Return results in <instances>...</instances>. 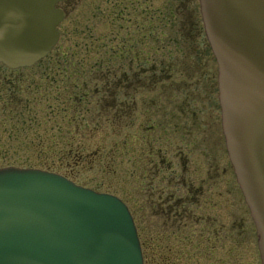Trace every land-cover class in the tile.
Wrapping results in <instances>:
<instances>
[{"label": "rangeland", "instance_id": "374dc122", "mask_svg": "<svg viewBox=\"0 0 264 264\" xmlns=\"http://www.w3.org/2000/svg\"><path fill=\"white\" fill-rule=\"evenodd\" d=\"M128 3H131V11L125 13ZM117 6L120 7L118 10ZM122 8L125 10L122 11ZM117 11L122 17L120 20ZM73 12L75 13L68 16L61 27L58 45H69L71 49L72 46L83 48L82 52L86 51L84 59L90 63L116 60L122 53L121 49H127L131 44V58L133 55L140 59L142 56H157L163 51L170 61H187L200 66L199 74L191 80L192 84L199 85L198 92L205 86L204 93L198 94L201 96L200 104H203L202 100L208 101V97H212L215 104V130L214 136L211 134L210 137L213 140L210 155L206 146L201 143L202 137L200 140L198 136L184 139L187 141L184 145L191 150L190 157L199 155V164H196L199 167V177L194 179L195 185L191 188L197 186L198 190L195 196H188L189 200L195 198L196 208L190 207L191 218L177 225L181 232L186 231L188 234L187 241H183L182 236L178 241L166 239L160 218H153L152 223H148L144 213L132 211L129 207H132L131 184L138 179L131 177V158L128 155L116 156V153H126L131 148V119L126 118L124 122L129 124V128L119 132L114 130L112 117L100 113L101 109L98 110L93 105L97 102V97L93 94V83H88L89 94L84 98V103L92 104L81 110L77 109L73 113L75 120L70 125L71 115L62 114L63 105L59 106L47 97V93L51 97L52 86L60 85L40 77L38 112L35 116L23 117L26 122L24 131L9 133L12 138H0L1 143L6 140L14 145H23L0 147V168L35 169L44 158L53 166L52 172L69 179L75 185L115 196L134 215L137 233L144 244L145 264H165V260L167 264H206L207 259L209 264H260L254 227L225 152L217 99V66L204 34L199 1L85 0ZM82 29L86 30L85 36L81 34ZM162 30L165 31V36L156 34ZM160 45H166V50H158ZM77 55H80L79 50ZM78 56L73 59L80 60ZM46 63L47 61L40 66L41 69L47 67ZM59 103L65 105L67 101ZM71 104L75 109L77 104L72 101ZM203 115L207 116L206 113ZM31 120H38V128L28 124ZM79 124L81 127L76 133V143L82 141L83 147L69 149L63 147L64 143L60 144L63 141L54 144V136L57 138L60 135V140H66L65 137L70 133L74 134V128ZM35 138L40 141V146L27 147L36 141ZM79 139L82 140L78 141ZM39 150H44L45 153L40 155ZM96 152L99 155H92ZM75 159H80V165L74 166ZM70 167L73 168L69 170ZM205 173H208L207 176ZM189 182L187 178L185 183ZM137 183H141V180ZM201 216H209V219ZM195 250L205 253V259H196ZM160 254L164 258L162 263Z\"/></svg>", "mask_w": 264, "mask_h": 264}, {"label": "water", "instance_id": "95a60500", "mask_svg": "<svg viewBox=\"0 0 264 264\" xmlns=\"http://www.w3.org/2000/svg\"><path fill=\"white\" fill-rule=\"evenodd\" d=\"M62 0H0V63L29 67L54 47ZM218 64L222 128L264 264V0H199ZM0 264H142L115 197L55 174L0 169Z\"/></svg>", "mask_w": 264, "mask_h": 264}, {"label": "flooded vegetation", "instance_id": "af4514ba", "mask_svg": "<svg viewBox=\"0 0 264 264\" xmlns=\"http://www.w3.org/2000/svg\"><path fill=\"white\" fill-rule=\"evenodd\" d=\"M83 1L85 0H64L56 6L64 15V20L57 27L59 41L61 27ZM128 5L126 10L122 8L125 13L131 11V3ZM119 8L117 6L116 10ZM117 14L119 15L118 11ZM120 18L122 17L119 15L118 20ZM81 34L85 36L86 30L82 29ZM156 34H165V31ZM72 47L71 49L69 45L57 44L47 56V59L52 60L45 59L28 68H9L0 64V138H12L9 133L24 131L26 122L23 117L35 116L38 112L40 77L60 85L52 86L51 97L48 93L47 97L59 106L63 105L62 114L72 116L70 125L75 120L73 113L77 109L81 110L84 106L92 104L84 103V98L89 94L88 83H93V94L97 97V102L93 105L98 110L101 109L100 113L112 117L114 130L119 132L129 128V124L124 122L126 118L131 119V148L126 153H116V156L128 155V158H131V177L141 180V183H137V180L131 184L130 199L133 208L130 205L129 207L132 211L144 213L148 223H152L153 218H160L159 222L163 225L160 227L164 230L166 239L178 241L182 236V240L187 241L188 234L186 231L181 232L177 225L191 218L190 207L196 208L195 198L189 200L188 196H195L198 190L197 186L191 188L195 185L194 179L199 177V167L196 165L199 164V155L190 157L191 150L184 145L187 142L184 139L198 136L200 140L202 137L201 143L206 146L210 155L213 146L210 137L215 130V104L212 97H208V101L202 100L203 104H200L201 96L198 94L204 93L205 86L201 87L204 90L198 92L199 85L192 84L191 80L199 74L200 66L187 61L168 60L166 53L161 51L166 50V45L159 46V55L142 56L140 59L135 55L131 58L129 44L127 49H121L122 53L118 59L91 63L84 59L86 51L82 52L83 48ZM77 50L80 51L79 56ZM75 56L81 59L74 60ZM45 61L47 67L41 69L40 66ZM62 101L67 103H59ZM71 101L77 104L75 109ZM205 113L207 116L203 115ZM28 124L38 128V120H31ZM80 127L81 124L75 127V133H70L65 137L66 140H60L61 136L56 134L57 138L53 137L54 144L63 141L60 144L64 143L63 147L69 149L83 147L82 139L76 143V133ZM35 139L36 141L27 147H39L40 141ZM19 146L23 145H14L6 140L0 142L1 148ZM92 155L99 154L96 152ZM75 160L74 166L80 165V159ZM71 168L73 167L69 170ZM207 174L205 173V176ZM187 178L190 181L188 184L185 183ZM132 217L135 220L134 215ZM201 217L209 219V216ZM138 238L141 246H144L139 235ZM195 251L196 259H205V253ZM160 258L162 263L163 254H160ZM166 262L167 260L165 264ZM209 263L207 259L206 264Z\"/></svg>", "mask_w": 264, "mask_h": 264}, {"label": "trees", "instance_id": "16d2710c", "mask_svg": "<svg viewBox=\"0 0 264 264\" xmlns=\"http://www.w3.org/2000/svg\"><path fill=\"white\" fill-rule=\"evenodd\" d=\"M95 51V50H94ZM40 151V155L42 154V153H45V151L43 150H39ZM52 165L51 164H49V163H47V160L46 159H42L41 160V163L39 164V166L36 168V169H40V170H44V171H48V172H52Z\"/></svg>", "mask_w": 264, "mask_h": 264}]
</instances>
